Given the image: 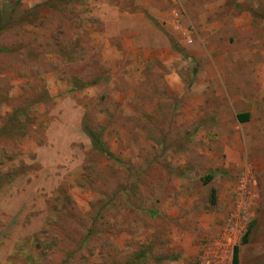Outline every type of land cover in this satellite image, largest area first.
Returning <instances> with one entry per match:
<instances>
[{"label":"rangeland","instance_id":"1","mask_svg":"<svg viewBox=\"0 0 264 264\" xmlns=\"http://www.w3.org/2000/svg\"><path fill=\"white\" fill-rule=\"evenodd\" d=\"M237 210L264 264V0H0V264H194Z\"/></svg>","mask_w":264,"mask_h":264},{"label":"built area","instance_id":"2","mask_svg":"<svg viewBox=\"0 0 264 264\" xmlns=\"http://www.w3.org/2000/svg\"><path fill=\"white\" fill-rule=\"evenodd\" d=\"M239 212L235 219L228 218L215 236L204 241L194 264H232L234 246L243 232Z\"/></svg>","mask_w":264,"mask_h":264},{"label":"trees","instance_id":"3","mask_svg":"<svg viewBox=\"0 0 264 264\" xmlns=\"http://www.w3.org/2000/svg\"><path fill=\"white\" fill-rule=\"evenodd\" d=\"M240 119L242 121H245L247 119V114H242L240 116ZM84 131L86 132V134L88 135V137L91 139L92 144L98 149L100 150V152H102L103 154L106 155H110L109 151L107 150L106 146L103 144L101 137L94 132V130H92L89 125L85 124L83 125ZM211 176H208V179H210ZM246 242V238H243L241 240V243H245ZM238 250H239V246L235 245L234 249H233V257H232V264H239V256H238Z\"/></svg>","mask_w":264,"mask_h":264},{"label":"crops","instance_id":"4","mask_svg":"<svg viewBox=\"0 0 264 264\" xmlns=\"http://www.w3.org/2000/svg\"><path fill=\"white\" fill-rule=\"evenodd\" d=\"M219 231V230H218ZM217 230H216V234H217V232H218ZM215 235V234H214ZM213 237V235L212 236H209L208 238H206L205 240H207V239H209V238H212ZM204 243V242H203ZM203 245V244H202ZM202 248V247H201ZM201 248H200V250H201ZM200 253V252H199ZM199 253H198V255H199ZM198 255L196 256V258L198 257Z\"/></svg>","mask_w":264,"mask_h":264}]
</instances>
